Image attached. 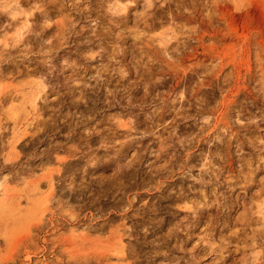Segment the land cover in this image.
Listing matches in <instances>:
<instances>
[{
  "label": "rangeland",
  "instance_id": "obj_1",
  "mask_svg": "<svg viewBox=\"0 0 264 264\" xmlns=\"http://www.w3.org/2000/svg\"><path fill=\"white\" fill-rule=\"evenodd\" d=\"M40 79L0 264H264V0H0V88Z\"/></svg>",
  "mask_w": 264,
  "mask_h": 264
},
{
  "label": "bare ground",
  "instance_id": "obj_2",
  "mask_svg": "<svg viewBox=\"0 0 264 264\" xmlns=\"http://www.w3.org/2000/svg\"><path fill=\"white\" fill-rule=\"evenodd\" d=\"M127 6L123 4V8L120 9L121 12L123 13H126L127 11ZM8 43H6L5 45H7ZM4 60V59H3ZM1 60V61H3ZM20 63V62H19ZM15 64V69L12 70V69H9V70H12V73L11 74H15L16 75H35V74H38L40 73L42 70L41 69H38V68H34L32 70H29V66L26 67L25 70H22L20 69V64L18 63H14ZM13 64V65H14ZM23 64V63H22ZM14 68V67H13ZM43 72V71H42ZM2 74V73H1ZM41 74V73H40ZM5 75H8L7 73ZM10 76V75H9ZM12 76V75H11ZM14 76V77H15ZM17 77V76H16ZM41 81V84H36V83H20V84H16V86H14L13 89H10L8 91H6V88H0V102H3L4 101H11V102H14L16 103L15 101H21L23 103L25 102H29V110L28 112H30V114H33L34 116H40V111L41 109L38 107V103L40 100H48V95H47V92L45 91L46 90V87H47V84L45 82V80L43 79H40ZM34 82V81H33ZM1 87V86H0ZM28 100V101H27ZM111 102V101H110ZM11 106V105H9ZM13 107V106H12ZM12 111V110H11ZM27 111V110H26ZM16 113V112H15ZM15 114H13L14 116ZM13 119V118H12ZM28 120V119H27ZM25 121V120H24ZM19 120H17L15 122V127L13 128L12 130V133L13 134H18V131H17V127L19 126L18 124ZM28 122V121H27ZM27 129V128H26ZM24 131V130H23ZM22 131V132H23ZM28 131H25V133H27ZM97 131H93L92 133H88V136H92V135H95L98 137H100L99 135H97ZM112 133V132H111ZM24 136V135H23ZM23 136H20V138H17L14 142H13V148L14 149H18V143L19 141L23 138ZM89 144V143H88Z\"/></svg>",
  "mask_w": 264,
  "mask_h": 264
}]
</instances>
